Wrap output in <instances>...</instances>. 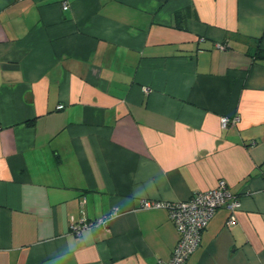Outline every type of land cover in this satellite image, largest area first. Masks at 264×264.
Returning <instances> with one entry per match:
<instances>
[{
  "label": "crops",
  "instance_id": "obj_1",
  "mask_svg": "<svg viewBox=\"0 0 264 264\" xmlns=\"http://www.w3.org/2000/svg\"><path fill=\"white\" fill-rule=\"evenodd\" d=\"M219 180L185 264H264V0H0V264L168 260Z\"/></svg>",
  "mask_w": 264,
  "mask_h": 264
},
{
  "label": "built area",
  "instance_id": "obj_2",
  "mask_svg": "<svg viewBox=\"0 0 264 264\" xmlns=\"http://www.w3.org/2000/svg\"><path fill=\"white\" fill-rule=\"evenodd\" d=\"M62 9L68 8L67 2H62ZM225 46L219 45L220 50ZM61 106L58 107L60 109ZM237 118L221 117L222 128L233 125ZM240 204L238 198L230 192L227 184L219 180L217 185L210 190L194 193L187 201L156 202L141 200L140 209L163 208L178 232V240L168 260H158L156 264H185L188 257L196 250L200 243V235L206 228L216 211L223 207L228 210L227 226L236 222V211ZM115 212L89 221L82 218L79 222L72 223L70 229L73 234L80 235L84 230L93 227L106 228L110 218Z\"/></svg>",
  "mask_w": 264,
  "mask_h": 264
}]
</instances>
